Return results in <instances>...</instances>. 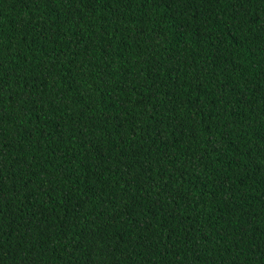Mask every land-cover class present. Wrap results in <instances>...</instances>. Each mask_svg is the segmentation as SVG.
<instances>
[{
	"label": "trees",
	"instance_id": "16d2710c",
	"mask_svg": "<svg viewBox=\"0 0 264 264\" xmlns=\"http://www.w3.org/2000/svg\"><path fill=\"white\" fill-rule=\"evenodd\" d=\"M0 264H264V0H0Z\"/></svg>",
	"mask_w": 264,
	"mask_h": 264
}]
</instances>
